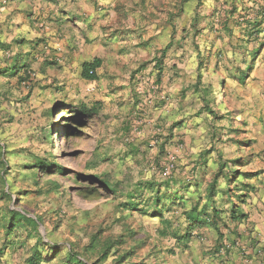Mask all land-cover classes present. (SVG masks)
Returning a JSON list of instances; mask_svg holds the SVG:
<instances>
[{"label":"rangeland","instance_id":"rangeland-1","mask_svg":"<svg viewBox=\"0 0 264 264\" xmlns=\"http://www.w3.org/2000/svg\"><path fill=\"white\" fill-rule=\"evenodd\" d=\"M224 5L182 0L173 7L172 44L165 57L170 70H163L161 78L178 87L167 132L174 136L163 149L156 145L162 132L152 98L162 81L156 75L132 76L135 103L116 146L106 142L113 125L107 107L102 99H93V87L80 73L71 78L75 87L41 88L38 73H49L45 67L50 65L54 72L48 75L55 78L62 69L58 62L23 73L26 80L15 99L0 91V264H28L25 256L36 245L35 229L45 243L71 244L72 253L89 262L100 258L102 246L126 240L98 264H264V39L242 31L244 21L233 19L237 8ZM93 105L94 113L83 114L85 106ZM169 153L176 157L170 180L183 182L175 185L167 203L171 209H161V215L151 206L146 212L124 209L132 189L138 194L135 200L151 201L153 193L140 192L136 185L163 174L160 166L164 157L163 165L169 163ZM40 160L51 165L40 166ZM91 176L118 184V195ZM4 189L10 198L2 197ZM195 193L209 212L212 205L221 210L220 230L194 228L191 244L183 247L173 235L187 227L180 197L189 200ZM234 205L245 217L230 218ZM9 208L42 222L37 228L11 225ZM164 218L171 222L167 232ZM93 240L99 244L95 254L86 250ZM41 248V264H75L68 249Z\"/></svg>","mask_w":264,"mask_h":264},{"label":"crops","instance_id":"crops-1","mask_svg":"<svg viewBox=\"0 0 264 264\" xmlns=\"http://www.w3.org/2000/svg\"><path fill=\"white\" fill-rule=\"evenodd\" d=\"M180 1L0 0V77L9 79V82L0 80V91H8L11 99H15L22 87L17 74L3 73L2 70L27 63L32 69L38 64L47 65L48 61L58 62L62 69L59 73L55 72V78L48 75L54 72L50 65L45 67L49 73L40 71L38 81L41 88L52 89L65 83L67 87H75V79H71L75 72L82 76L83 64L100 58L101 63L96 68L98 78L84 80L93 87V99H102L107 107L108 121H112L113 125L107 129L106 142L116 146L114 141L125 132L122 123L126 116L131 115L129 111L135 103L132 76L146 79H149L147 75L157 76L159 69L154 58L161 55V48L173 37L172 10ZM214 2L219 8L223 4L234 5L237 8L233 17L236 22L244 17L250 22L257 18L263 29L257 40L264 39V0ZM181 6L184 10V5ZM185 10L188 12V7ZM240 24L245 28L236 26V29L247 32L246 24ZM165 57V66L162 67L161 63L162 74L163 70H170ZM23 73L24 70L19 72ZM161 79L152 95L156 106V124L162 125L157 128L162 130L158 132L159 139L156 140L158 147L163 143L167 145V140H173L167 136V132L172 123L170 106L178 87L169 82V78ZM148 87L147 84L144 86L145 89ZM129 139L124 135L125 141ZM125 150L129 151L128 148ZM157 157L161 155L158 153ZM180 198L186 209L198 206L201 210L205 206H200L198 193L191 194L189 200Z\"/></svg>","mask_w":264,"mask_h":264},{"label":"trees","instance_id":"trees-1","mask_svg":"<svg viewBox=\"0 0 264 264\" xmlns=\"http://www.w3.org/2000/svg\"><path fill=\"white\" fill-rule=\"evenodd\" d=\"M246 16V15H245ZM264 16V14H262ZM244 24H246V27L249 28L248 31H251L253 35L256 36V39L259 38L260 33L263 31V29L260 27L261 24L259 20L256 18L252 22L249 21L246 17L243 18ZM250 23V25H249ZM250 26V27H249ZM252 29V30H251ZM172 40L167 44V46L161 51V55L157 56L154 58L156 61V67L159 69L157 73V82L161 81V76H162V67L161 63L163 62L164 57L166 56L168 48L171 46ZM101 59L96 58L95 60L91 62H85L83 64V69H82V77L88 80H95L98 78V74L96 72V68L100 65ZM21 70H24V73L26 74L31 70L30 63L20 65V66H13L11 68H8L7 70H2L3 73H11V74H17L18 75V81L20 83H23L26 80V77H23L22 74H19ZM10 71V72H9ZM246 76V75H245ZM200 77V76H199ZM200 78L198 80V84H200ZM198 87V86H196ZM204 102L208 104V100H206L205 96L203 98ZM96 110V106L93 105L91 108L87 109V106L83 108L84 111L83 114L91 115L94 113ZM209 112H213L211 108H208ZM174 135L171 134L170 138H173ZM163 149V146H162ZM164 160V159H163ZM163 162V161H162ZM7 162L4 161V164ZM38 165L48 167L51 165V162H48L47 160H40L38 162ZM163 163L161 164L160 168L164 169ZM5 173V172H4ZM3 176V175H2ZM173 176V173L171 176L167 177L164 174H159L158 178L155 179H149L145 180L142 182H138L136 185V189H138L140 192L144 190H149L151 193H153V197L150 200H141L137 201L135 198L138 196L136 194V190H133L128 192V198L129 200L125 201L121 206L124 207L126 210H141L146 212L147 209L151 206L153 210V213L156 214H163V209H168L169 206L167 203H171L173 200V190L176 189L175 185H183L182 181L178 180H170ZM93 180H96L100 182L104 187L108 188L111 190L112 195H118V184H110L108 180L102 179L98 176H91ZM230 180V178H228ZM239 181V179L236 180V182ZM213 188V186H212ZM164 189L165 191H163ZM212 190V189H211ZM175 193V192H174ZM3 198H10V192L8 190H3L2 192ZM212 195V194H211ZM176 196V195H174ZM92 198L95 196H91ZM182 203V200H181ZM145 205L146 208H142L141 206ZM162 209V210H161ZM171 209V207L169 208ZM182 213L184 215V220L187 224L186 230L184 233H179L178 231L174 232V237L177 239V242L179 245L183 247H187L191 238H192V231L194 228H200L204 226H208L211 228H214L216 232H219L220 230V225L218 223L219 220L222 219V214L221 210L216 207L215 205H212V212L208 211V207L205 205L201 210H199L198 206H193L190 209H186L185 206L183 205L182 208ZM11 217H10V224L13 225L15 223H19L21 226L23 225H29L32 224L33 227L37 228L38 224L41 221L39 217L34 218L29 216L26 212L20 211L18 209H12L9 208ZM246 214H244L243 210L239 205H234V207L231 210V219L234 220H240L241 218L245 217ZM163 221L165 222V229L163 230L164 232H167L168 226L171 225V222L169 219L164 218ZM10 228V227H9ZM11 230V229H10ZM36 233V245L33 248L32 253L26 258V261L28 264H41L42 262V255L44 250L41 248L42 244L45 245H51L55 247V249H68L69 254L72 256L71 258L74 260L75 264H98L101 260L105 259L109 255V251L117 244H124L126 240L124 239H117L110 244L106 245V247L102 246L99 251V256L100 258L94 262H89L88 257L86 258L84 255L79 254V253H72V245L70 246L63 245L61 246L59 243L58 244H53V243H45V237L41 234V232L38 229ZM224 235L222 234V238ZM94 241V240H93ZM99 247L98 241L95 240L91 246L87 247L86 250H88L89 253L95 254L97 248ZM0 256H2V252H0Z\"/></svg>","mask_w":264,"mask_h":264},{"label":"built area","instance_id":"built-area-1","mask_svg":"<svg viewBox=\"0 0 264 264\" xmlns=\"http://www.w3.org/2000/svg\"><path fill=\"white\" fill-rule=\"evenodd\" d=\"M35 74L32 73V77L34 76ZM31 77V78H32ZM168 160H169V163H167L165 166H164V169H163V174L167 177L171 176L172 174V170H173V164L176 160V157L174 154L172 153H169L168 155Z\"/></svg>","mask_w":264,"mask_h":264}]
</instances>
